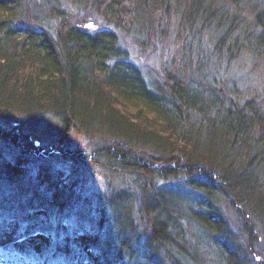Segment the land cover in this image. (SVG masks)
Instances as JSON below:
<instances>
[{"label":"trees","instance_id":"trees-1","mask_svg":"<svg viewBox=\"0 0 264 264\" xmlns=\"http://www.w3.org/2000/svg\"><path fill=\"white\" fill-rule=\"evenodd\" d=\"M72 1L76 21L65 0H0V264H193L186 219L224 264H251L227 214L250 244L264 232V97L184 69L150 78L114 29L82 23L94 10L133 30L161 13L163 31L179 16V30H222L217 51L264 60V0ZM79 167L133 183L87 192Z\"/></svg>","mask_w":264,"mask_h":264},{"label":"rangeland","instance_id":"rangeland-1","mask_svg":"<svg viewBox=\"0 0 264 264\" xmlns=\"http://www.w3.org/2000/svg\"><path fill=\"white\" fill-rule=\"evenodd\" d=\"M73 4L74 1L65 0V5L70 7L68 9L72 14L71 16L76 21L78 20V13ZM81 15L84 16V14ZM156 15L153 21L144 17L137 21V24L135 23L138 28L125 30L113 23L109 24L101 13L97 14L94 10H90L86 16L87 20L82 21V26L89 30L114 29L120 37V44L127 48L131 59L136 61L147 71L149 77L155 80L163 79L168 70L184 69L188 77L194 76L200 80L203 78L206 85H213L223 93L237 96L241 101L256 96L264 97V60L254 57L245 47L239 55L233 57L227 52V44L222 52L217 51L216 40L218 37L214 32L202 30V32L194 31L193 33L190 29L179 30L176 22L179 16L173 20L175 23L171 24L170 28L173 27L172 29L167 27L161 31L157 27H161L165 23L161 19V13H156ZM199 63H201L200 66ZM198 66L200 71L197 69ZM35 142L37 145L41 144L40 139H36ZM43 142L44 144L47 143L46 141ZM57 151L60 152V150L53 148L48 155L46 152L43 155L53 157L54 162L59 164L61 168L66 171L71 169L74 172L69 160L62 162L56 155H53ZM79 168L81 179H83L82 185L87 192L107 186L108 188L130 187L133 183L132 177H121V173L115 175L109 168L99 167L94 172L91 169L82 170L81 167ZM181 178L183 177L168 181L160 180L158 183L177 181ZM140 185L139 188L133 187L137 196L142 194L143 187ZM183 187L186 185L184 184ZM228 213L230 227H233L239 244L247 248L244 251L245 256L251 259V264H264V232L257 231V239L250 244L251 239L244 232L241 221L237 220L235 212L229 210ZM183 221L186 227L185 238L191 239V244L188 247L193 250L192 254L196 256L193 264H224L217 256L218 250L216 252L213 241L209 237V230L201 228L195 232L192 226L187 225L189 222L187 219ZM198 237L200 243H196ZM178 256L179 258L183 257L181 253H178ZM187 264H189L188 260Z\"/></svg>","mask_w":264,"mask_h":264},{"label":"bare ground","instance_id":"bare-ground-1","mask_svg":"<svg viewBox=\"0 0 264 264\" xmlns=\"http://www.w3.org/2000/svg\"><path fill=\"white\" fill-rule=\"evenodd\" d=\"M205 31H207V32H210V31H212V32H214L215 33V35H216V37H221V34H222V30H216L215 28H211L210 30H205ZM37 132V131H36ZM39 133H40V135H41V137H45V138H47V136L45 135V134H43L42 132H41V130L39 131ZM31 137H33V140H36V139H40L41 140V137H39L38 135H37V133H35V131L33 132V133H31ZM74 140L75 139H73V140H67V141H65V144L66 145H68V144H73L74 143ZM38 143V142H37ZM52 144V143H51ZM41 145V144H40ZM40 145H37V147H34L35 149H39L38 147L40 146ZM0 149L1 150H4L6 153H8L9 151V148L6 146V145H4L3 143H0ZM36 153L37 152H35V153H31L30 155L32 156V158H31V160H30V163H33V164H38L40 161H42V160H44L43 159V157H42V159H37L36 157H35V155H36ZM29 155V156H30ZM34 157V158H33ZM45 161V160H44Z\"/></svg>","mask_w":264,"mask_h":264}]
</instances>
